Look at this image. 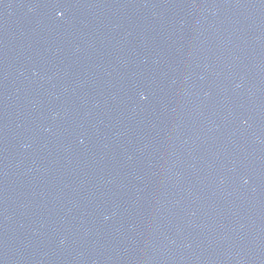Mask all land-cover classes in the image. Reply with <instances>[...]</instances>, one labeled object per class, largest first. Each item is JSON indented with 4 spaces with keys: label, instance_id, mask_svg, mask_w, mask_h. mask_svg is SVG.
<instances>
[{
    "label": "water",
    "instance_id": "water-1",
    "mask_svg": "<svg viewBox=\"0 0 264 264\" xmlns=\"http://www.w3.org/2000/svg\"><path fill=\"white\" fill-rule=\"evenodd\" d=\"M0 264H264L223 0H0Z\"/></svg>",
    "mask_w": 264,
    "mask_h": 264
}]
</instances>
